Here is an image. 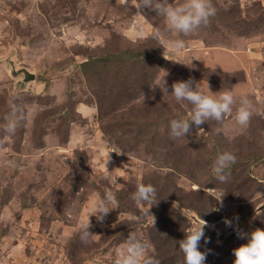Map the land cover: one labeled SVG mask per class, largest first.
Instances as JSON below:
<instances>
[{
	"label": "rangeland",
	"instance_id": "1",
	"mask_svg": "<svg viewBox=\"0 0 264 264\" xmlns=\"http://www.w3.org/2000/svg\"><path fill=\"white\" fill-rule=\"evenodd\" d=\"M139 2L0 0V264H114L130 233L159 264H185L179 240L204 221L205 264H233L247 243L236 229H264V0H212L216 15L189 35ZM154 30L185 47L164 49ZM189 79L237 104L222 124L172 140L169 121L192 106L171 86ZM241 95L254 109L246 127L235 121ZM16 109L24 120L6 133ZM224 151L236 163L220 183L212 165ZM141 182L156 204L132 200ZM107 191L116 209L90 217L82 243L80 223Z\"/></svg>",
	"mask_w": 264,
	"mask_h": 264
},
{
	"label": "clouds",
	"instance_id": "2",
	"mask_svg": "<svg viewBox=\"0 0 264 264\" xmlns=\"http://www.w3.org/2000/svg\"><path fill=\"white\" fill-rule=\"evenodd\" d=\"M122 4H126L127 0H121ZM134 7L140 12L145 9L154 11L157 15L165 18L169 31H175L184 35L192 34L202 27L209 25L210 20L217 13L212 0H184L178 6H173L169 0H140L138 5ZM160 32L154 30L152 38L158 41V44L171 48L175 53L179 54L185 47L184 41L172 40L163 42L160 40ZM164 58L173 60L170 55H164ZM200 60V58H196ZM182 63V62H180ZM185 64V63H183ZM194 68L192 60L185 64ZM193 81L181 80L173 82L172 95L176 101H187L192 106L191 112L185 118L178 115L177 118L169 121L170 138L176 140L185 138L191 134L193 126L200 129V126L209 121L217 123L223 122L224 118L233 112V106L237 104V99L231 91H218L213 93L207 87V91L203 88L193 87ZM165 89V81L163 86ZM153 90H155L154 86ZM166 90V89H165ZM239 106L235 109V121L241 127H246L253 115V107L251 101L246 95H241L238 101ZM258 115H264L259 111ZM6 123L4 131L14 134L17 127L24 120L23 114L18 110H12L11 114L5 118ZM219 131V130H218ZM119 154V153H118ZM236 163V156L230 151H224L219 154L213 162L212 168L215 178L220 183L227 182L228 176L225 174L230 166ZM212 189V188H211ZM211 189L208 194L213 196L222 206V196H215ZM132 200L137 203L156 204V188L152 184L138 183L136 190L132 195ZM117 203L113 193L107 191L103 195L98 196L90 205L88 219L82 220L79 228L80 240L82 243L88 244L92 236L90 231L92 224L90 217L95 216L98 222H103L105 217L116 209L114 205ZM213 210H219L213 209ZM150 212V208L144 210V214ZM235 219L238 220V217ZM203 220V219H202ZM204 221V220H203ZM224 223L228 227H232V220L225 218ZM207 226L206 221L202 224L192 227L190 230L184 231V238L179 240V249L183 253L185 264H205L206 253L200 251V242L204 239V229ZM237 235L247 239V243L241 244L233 249L235 259L233 264H264V229L256 228L250 234L241 232L236 229ZM207 242V241H205ZM148 245L140 240L135 234L130 233L122 247L117 250L116 260L114 264H159V261L148 253Z\"/></svg>",
	"mask_w": 264,
	"mask_h": 264
},
{
	"label": "water",
	"instance_id": "3",
	"mask_svg": "<svg viewBox=\"0 0 264 264\" xmlns=\"http://www.w3.org/2000/svg\"><path fill=\"white\" fill-rule=\"evenodd\" d=\"M27 74H28V72H27Z\"/></svg>",
	"mask_w": 264,
	"mask_h": 264
}]
</instances>
